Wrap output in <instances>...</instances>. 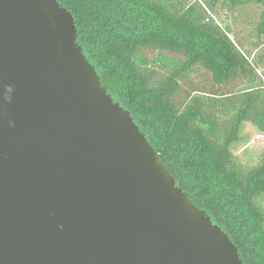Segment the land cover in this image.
<instances>
[{
  "label": "water",
  "instance_id": "95a60500",
  "mask_svg": "<svg viewBox=\"0 0 264 264\" xmlns=\"http://www.w3.org/2000/svg\"><path fill=\"white\" fill-rule=\"evenodd\" d=\"M76 36L57 0H0V264H243Z\"/></svg>",
  "mask_w": 264,
  "mask_h": 264
},
{
  "label": "trees",
  "instance_id": "16d2710c",
  "mask_svg": "<svg viewBox=\"0 0 264 264\" xmlns=\"http://www.w3.org/2000/svg\"><path fill=\"white\" fill-rule=\"evenodd\" d=\"M57 1L73 16L77 42L107 92L176 185L228 235L243 264H264V153L249 166L232 152L244 122L264 132V78L221 20V9L237 15L245 9L238 5L264 0ZM254 24L264 41V8ZM200 70L212 88L176 101ZM235 81V89L219 90Z\"/></svg>",
  "mask_w": 264,
  "mask_h": 264
},
{
  "label": "rangeland",
  "instance_id": "374dc122",
  "mask_svg": "<svg viewBox=\"0 0 264 264\" xmlns=\"http://www.w3.org/2000/svg\"><path fill=\"white\" fill-rule=\"evenodd\" d=\"M189 2L190 0H185ZM218 8H228V5L219 4ZM236 8H245L241 13L233 15L226 9H221V20L223 23L230 24L234 34L231 37L243 44V50L250 53L249 59L255 63L257 72L264 78V41L262 37H256L255 24L259 18V9L264 8L263 5L253 1L238 5ZM236 18V21L234 20ZM252 19L251 23L248 22ZM154 52L151 51L150 54ZM240 85V81H235L232 84L224 85L219 88L220 91L235 89ZM212 88V83L209 80V74L200 70L190 75L188 82L184 83L183 88L175 97V100L180 102L186 98L188 91L191 89ZM232 152L237 160L245 165H254L262 153H264V132L260 131L252 122H244L241 131V139L237 141Z\"/></svg>",
  "mask_w": 264,
  "mask_h": 264
}]
</instances>
